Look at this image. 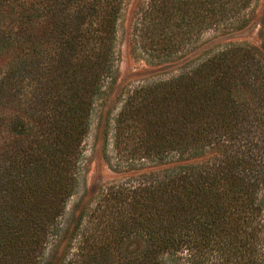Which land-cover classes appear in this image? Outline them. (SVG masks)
<instances>
[{"label": "trees", "instance_id": "trees-1", "mask_svg": "<svg viewBox=\"0 0 264 264\" xmlns=\"http://www.w3.org/2000/svg\"><path fill=\"white\" fill-rule=\"evenodd\" d=\"M125 1L0 0V53L15 44L0 131L20 118L0 145V264H39V244L64 241L48 264H264V14L259 46L220 40L252 0L137 2L156 57L187 47L175 75L127 91L113 118L110 167L153 168L112 184L58 238L68 169L116 82Z\"/></svg>", "mask_w": 264, "mask_h": 264}, {"label": "rangeland", "instance_id": "rangeland-1", "mask_svg": "<svg viewBox=\"0 0 264 264\" xmlns=\"http://www.w3.org/2000/svg\"><path fill=\"white\" fill-rule=\"evenodd\" d=\"M139 1L126 0L118 19L116 28V50L118 54L116 82L110 94L104 100L94 104L89 117L88 130L82 137L80 144L81 152L78 162L75 167L68 169L73 188L71 195L67 197L66 206L55 221L59 224L58 238L63 234L66 240L71 233H76L77 229L73 231V228L80 212L84 210L89 215L95 206V202L103 197L112 184L127 179H140L139 174L142 177L144 172L153 168L150 167L152 165L150 160L144 164H139L140 161H136L130 168L122 166V168L116 169L110 167L107 162L108 158H110L111 163L114 162L113 154L111 155L113 118L122 106V99L126 96L127 91L141 84L154 83L175 75L176 72L173 71V68L177 61H173V58L183 55L187 48L180 39L179 42L184 45V50L177 52L175 57H156L159 54V46L149 39L148 34L143 30L144 22L141 13L138 11L139 6H136ZM247 11L250 13L249 22L242 29L235 31L232 35L221 37L220 40L247 42L256 46L261 44L259 28L264 14V0H252ZM174 33L176 34L177 30ZM210 34V32H204L203 39ZM200 42L202 39L197 44ZM13 49H15V44H10L7 46V50L0 53V75L15 56ZM11 116L12 118L7 120L10 123L0 131V145L6 140L7 131L13 133L20 124V118H16L13 114ZM81 215L83 214L81 213ZM84 218L85 216L83 220ZM84 222L81 220V226ZM84 226L90 228L92 225L86 223ZM52 241L53 244H56L54 240ZM63 243L59 247L52 245V248L49 246L51 242L47 243L46 247L39 244L34 251L36 261H39V264H48L50 261L58 262L63 252Z\"/></svg>", "mask_w": 264, "mask_h": 264}]
</instances>
